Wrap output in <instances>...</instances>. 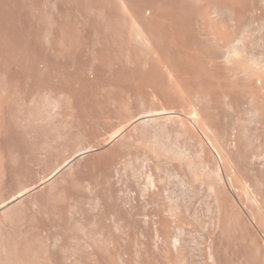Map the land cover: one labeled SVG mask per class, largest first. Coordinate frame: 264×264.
<instances>
[{"label":"rangeland","instance_id":"1","mask_svg":"<svg viewBox=\"0 0 264 264\" xmlns=\"http://www.w3.org/2000/svg\"><path fill=\"white\" fill-rule=\"evenodd\" d=\"M259 222L264 0H0V264H264Z\"/></svg>","mask_w":264,"mask_h":264},{"label":"bare ground","instance_id":"2","mask_svg":"<svg viewBox=\"0 0 264 264\" xmlns=\"http://www.w3.org/2000/svg\"><path fill=\"white\" fill-rule=\"evenodd\" d=\"M255 220H256V219H255ZM259 223H260V222H259ZM260 225H261V223H260ZM262 225H264V224H262ZM262 225H261V226H262Z\"/></svg>","mask_w":264,"mask_h":264}]
</instances>
